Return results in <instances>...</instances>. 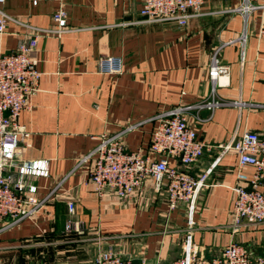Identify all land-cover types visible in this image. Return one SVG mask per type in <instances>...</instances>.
<instances>
[{"label":"crops","instance_id":"1","mask_svg":"<svg viewBox=\"0 0 264 264\" xmlns=\"http://www.w3.org/2000/svg\"><path fill=\"white\" fill-rule=\"evenodd\" d=\"M262 5V0H256ZM239 0H205L186 27L147 23L139 0H5L2 11L14 21L1 45L14 51L20 40L39 34L32 57L40 72L30 108L18 118L29 137L23 160L43 159L48 177H27V186L42 200L53 197L32 219L0 235L1 264H92L99 252L111 249L124 260L172 264L181 256L187 229L186 206L170 211L162 180L148 178L134 195L119 200L112 193L99 197L86 183L92 161L78 162L104 135L124 133L128 152L148 154L155 117L179 105L196 104L211 94L208 69L212 54L228 67V85L217 99L247 106L223 107L191 114L188 123L208 149L193 164L172 158L170 166L200 176L213 167L200 190L194 211L193 243L201 256L213 259L231 242L243 246L253 261L264 264V223L234 225L237 156L218 148L245 131L264 132V8L247 22L244 47L236 40L243 21L232 10ZM66 13L60 33L52 16ZM118 58L119 74L99 71L101 58ZM253 168L244 173L251 177ZM81 232H66V202Z\"/></svg>","mask_w":264,"mask_h":264},{"label":"built area","instance_id":"2","mask_svg":"<svg viewBox=\"0 0 264 264\" xmlns=\"http://www.w3.org/2000/svg\"><path fill=\"white\" fill-rule=\"evenodd\" d=\"M36 6L41 1L30 0ZM140 15L147 23L174 22L186 27L189 18L198 14L205 0H139ZM256 0H239L232 12L241 17L243 30L240 36L230 43L237 42L244 47L247 40V22L259 8ZM0 0V235L26 219L34 218L53 197L55 190L42 200L34 198L36 187L27 186V177L47 178L48 163L43 159L23 160L21 158L28 132L18 123L23 110L29 109V97L38 90L40 72L37 61L32 57L39 34H31L20 40L16 49L10 53L2 50V37L7 26L14 20L5 14ZM60 33L66 27V13L59 9L52 16ZM220 49L212 54L208 79L211 94L206 99L192 105H179L158 114L157 126L151 134L148 154L128 152L124 148L122 137L133 129L129 127L114 135H104L98 145L77 166L92 161V168L86 181L99 197L112 193L119 200L130 199L148 179L162 180L166 188L167 204L174 211L180 204L186 206L187 229L181 245V256L172 264H263L262 260L253 261L248 251L234 242L228 244L220 256L206 259L200 255L193 243L192 228L197 196L205 186L208 175L219 161L200 176H194L170 166V159H177L181 165L189 166L196 162L208 149L199 141L196 130L189 125L188 117L198 115L200 111H213L223 107L242 108L247 106L241 100L231 102L214 96L218 87L228 85V67L218 59ZM99 71L103 74H119L121 63L118 58H101ZM221 153L233 152L237 156V184L234 193L232 214L234 225L264 223V132H243L233 142L220 145ZM246 167L253 168L251 177L244 173ZM67 219L65 231L81 232L84 229L80 221L71 218L74 203L66 202ZM1 264V261H0ZM92 264H144L124 260L111 249L101 251Z\"/></svg>","mask_w":264,"mask_h":264}]
</instances>
